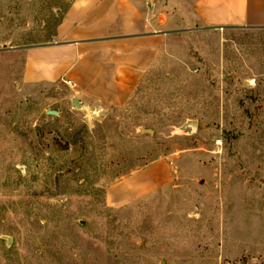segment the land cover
I'll list each match as a JSON object with an SVG mask.
<instances>
[{
  "label": "rangeland",
  "instance_id": "374dc122",
  "mask_svg": "<svg viewBox=\"0 0 264 264\" xmlns=\"http://www.w3.org/2000/svg\"><path fill=\"white\" fill-rule=\"evenodd\" d=\"M71 1L0 0V264H264V29L176 32L126 105L78 109L28 71Z\"/></svg>",
  "mask_w": 264,
  "mask_h": 264
},
{
  "label": "crops",
  "instance_id": "0c3cea01",
  "mask_svg": "<svg viewBox=\"0 0 264 264\" xmlns=\"http://www.w3.org/2000/svg\"><path fill=\"white\" fill-rule=\"evenodd\" d=\"M159 6L157 0H72L53 42L29 59V76L35 70L39 83L61 87L85 106H124L174 33L264 29V0H188L178 10L165 4L157 12ZM162 167L128 176L127 196L138 199L167 185L170 174Z\"/></svg>",
  "mask_w": 264,
  "mask_h": 264
},
{
  "label": "water",
  "instance_id": "95a60500",
  "mask_svg": "<svg viewBox=\"0 0 264 264\" xmlns=\"http://www.w3.org/2000/svg\"><path fill=\"white\" fill-rule=\"evenodd\" d=\"M72 103L78 108V109H82V105L79 103V100L77 98H73L72 100ZM52 113V112H50ZM198 127H199V123L198 121H195V120H190L188 122H186L181 130L183 132H186V133H190V134H194L198 131ZM150 133H152V131H149ZM84 225V223H83ZM9 244L12 243V239H9L8 241Z\"/></svg>",
  "mask_w": 264,
  "mask_h": 264
},
{
  "label": "built area",
  "instance_id": "2783aa9c",
  "mask_svg": "<svg viewBox=\"0 0 264 264\" xmlns=\"http://www.w3.org/2000/svg\"><path fill=\"white\" fill-rule=\"evenodd\" d=\"M65 83H66L67 85L71 86L72 88L75 87V84L72 83V82H70V81H66Z\"/></svg>",
  "mask_w": 264,
  "mask_h": 264
}]
</instances>
